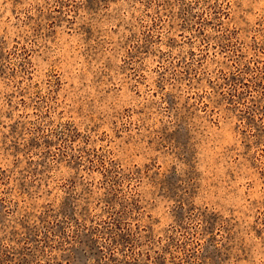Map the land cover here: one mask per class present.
<instances>
[{"label":"rangeland","instance_id":"obj_1","mask_svg":"<svg viewBox=\"0 0 264 264\" xmlns=\"http://www.w3.org/2000/svg\"><path fill=\"white\" fill-rule=\"evenodd\" d=\"M0 264H264V0H0Z\"/></svg>","mask_w":264,"mask_h":264},{"label":"snow or ice","instance_id":"obj_2","mask_svg":"<svg viewBox=\"0 0 264 264\" xmlns=\"http://www.w3.org/2000/svg\"><path fill=\"white\" fill-rule=\"evenodd\" d=\"M88 2L90 3V2H91V0H88Z\"/></svg>","mask_w":264,"mask_h":264}]
</instances>
